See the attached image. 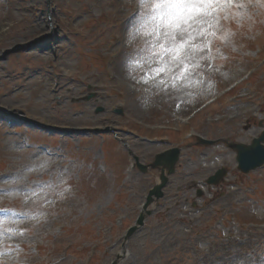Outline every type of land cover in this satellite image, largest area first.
<instances>
[{
    "label": "rangeland",
    "instance_id": "1",
    "mask_svg": "<svg viewBox=\"0 0 264 264\" xmlns=\"http://www.w3.org/2000/svg\"><path fill=\"white\" fill-rule=\"evenodd\" d=\"M138 4L0 0L3 264H264V168L240 173L228 149L264 130V3L216 5L211 26L179 41L180 59L153 34L154 9L136 14ZM87 95L97 97L77 102ZM109 127L141 163L166 149L156 139L169 129L203 167L169 177L129 239L160 171L138 181L121 142L94 132ZM220 155L226 181L206 186Z\"/></svg>",
    "mask_w": 264,
    "mask_h": 264
},
{
    "label": "snow or ice",
    "instance_id": "2",
    "mask_svg": "<svg viewBox=\"0 0 264 264\" xmlns=\"http://www.w3.org/2000/svg\"><path fill=\"white\" fill-rule=\"evenodd\" d=\"M139 2L142 7L154 9L152 18L158 20L159 24L153 28V34L168 41L172 45L175 58L180 59V53L185 52L186 41L183 43L179 41L187 34L188 29L194 24L211 26L210 20L216 19L213 11L215 6L221 3L231 4L233 0H139ZM260 2L264 3V0ZM0 264L3 262L0 261Z\"/></svg>",
    "mask_w": 264,
    "mask_h": 264
},
{
    "label": "water",
    "instance_id": "3",
    "mask_svg": "<svg viewBox=\"0 0 264 264\" xmlns=\"http://www.w3.org/2000/svg\"><path fill=\"white\" fill-rule=\"evenodd\" d=\"M159 190H160V188H157V189H156V193H159V192H160Z\"/></svg>",
    "mask_w": 264,
    "mask_h": 264
}]
</instances>
